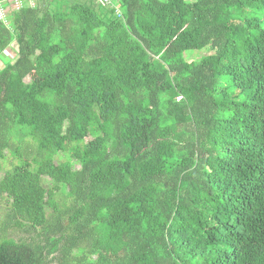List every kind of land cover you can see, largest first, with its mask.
Listing matches in <instances>:
<instances>
[{"label":"trees","instance_id":"trees-1","mask_svg":"<svg viewBox=\"0 0 264 264\" xmlns=\"http://www.w3.org/2000/svg\"><path fill=\"white\" fill-rule=\"evenodd\" d=\"M89 2L0 21V264H264V0Z\"/></svg>","mask_w":264,"mask_h":264},{"label":"rangeland","instance_id":"rangeland-1","mask_svg":"<svg viewBox=\"0 0 264 264\" xmlns=\"http://www.w3.org/2000/svg\"><path fill=\"white\" fill-rule=\"evenodd\" d=\"M189 1H195V0H189ZM89 4H91V5H94V6H100L101 4H102V2H101V0H90V2H89ZM210 54H212V52L211 51H209V50H204V51H189V52H187L186 53V55H185V58L189 61V62H192V61H199L200 59H202L204 56H207V55H210ZM13 53L12 52H7L6 53V56H8L9 58H5L4 56H1L0 57V59L1 60H4V62H8L10 59H11V57H13ZM4 57V58H3ZM0 66H1V62H0ZM31 82H32V79H28L27 80V83L28 84H31ZM57 160H58V162H61V161H65V160H67V155H65V154H63V153H61L60 155H59V157L57 158ZM4 166H3V172H2V174H1V177H3L4 176V174H5V171L7 170V169H9L11 166V161H10V163L9 162H6V163H4L3 164ZM74 168L75 169H80L81 168V166H80V164H78V163H75L74 164ZM45 180H46V185H52V181L49 179V178H45Z\"/></svg>","mask_w":264,"mask_h":264},{"label":"built area","instance_id":"built-area-1","mask_svg":"<svg viewBox=\"0 0 264 264\" xmlns=\"http://www.w3.org/2000/svg\"><path fill=\"white\" fill-rule=\"evenodd\" d=\"M26 1L31 6H35L36 0H0V21L7 22L9 11L12 10H21L26 6ZM105 4L110 5L111 0H102ZM117 15H120V11H116ZM181 99V98H179Z\"/></svg>","mask_w":264,"mask_h":264},{"label":"crops","instance_id":"crops-1","mask_svg":"<svg viewBox=\"0 0 264 264\" xmlns=\"http://www.w3.org/2000/svg\"><path fill=\"white\" fill-rule=\"evenodd\" d=\"M0 62H1V66H2V61L0 60ZM1 66H0V67H1Z\"/></svg>","mask_w":264,"mask_h":264}]
</instances>
